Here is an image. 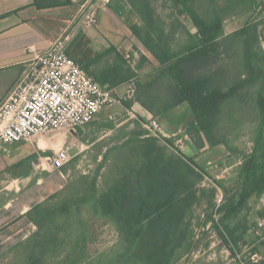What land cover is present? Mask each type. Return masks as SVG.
I'll use <instances>...</instances> for the list:
<instances>
[{
	"label": "trees",
	"instance_id": "trees-1",
	"mask_svg": "<svg viewBox=\"0 0 264 264\" xmlns=\"http://www.w3.org/2000/svg\"><path fill=\"white\" fill-rule=\"evenodd\" d=\"M130 2L146 22L150 19L155 23L160 21L154 14L149 0ZM175 3L182 4L190 14L199 35L184 30L189 42L185 46L180 44L177 49L176 44L171 42L174 36H169L159 26L150 25L145 28L134 26V33L163 66L161 72L151 82L143 83L140 80L135 82L134 97L153 114L188 103L195 116L196 123L192 125L194 128L192 132L198 146L203 147L206 142L212 146L223 144L231 154L233 146L227 139L228 136L220 133L218 121L229 101L241 96L242 91L254 82L264 79L261 77L260 66L264 65L260 23H250L224 37L222 22L218 15L214 13L213 16L207 15V18H204L196 12L197 9L191 5V0H175ZM222 37L225 38V43L231 40L240 43L243 65L249 72L244 79L224 82L226 79L219 78L217 70L213 73L204 71L212 68L214 53L217 51L216 42ZM73 44H77V38ZM111 52L115 53L122 64H114L99 73L91 71L89 66L84 67L94 74L100 83L109 84L110 88L138 77L127 58L116 48H109L106 54ZM104 55L98 56V59ZM259 91L260 94L254 99L257 123L254 125L256 131L252 141L253 150L251 154L241 157L239 168L241 181L238 187L231 191L232 194L224 188L226 202L220 208L225 214L222 221L224 228L232 237L236 233V228L231 226L230 219L248 210L252 197L264 195V88ZM124 146L127 153H132L133 160L131 162L129 159L124 160L123 173L120 172L121 176L116 185L100 191L96 178L92 183V193L85 191L86 194H80L81 185L78 187L70 181L66 189L50 197V200L62 203L48 207L44 220L55 218L58 208L65 211L67 203H70V208L72 202L89 201L90 204L87 206L89 218L104 215L111 220L120 232L122 244L137 251V254L131 255H139L141 264H175L190 247L192 234L189 218L193 215L195 207L204 198L212 201L216 189L212 187L210 191L213 194L207 196L209 191L205 186H201L204 176L197 173L181 157L167 154L156 138L129 139ZM83 179L79 180L80 184ZM81 207L83 205L79 208ZM32 218L35 219L33 215ZM72 221L69 220L65 224V232L73 234L77 231ZM85 223L89 225V220H85ZM85 232H88V228ZM88 240L89 237L84 236L76 243H84L83 246H86ZM131 255L127 257L121 254L113 258H104L103 253L95 256L89 255L86 251L81 260L85 264H127L132 259ZM124 258L126 260L123 262ZM248 264H264V258L261 261H250Z\"/></svg>",
	"mask_w": 264,
	"mask_h": 264
},
{
	"label": "rangeland",
	"instance_id": "rangeland-1",
	"mask_svg": "<svg viewBox=\"0 0 264 264\" xmlns=\"http://www.w3.org/2000/svg\"><path fill=\"white\" fill-rule=\"evenodd\" d=\"M153 4L160 9L163 17H159L160 21L157 23L151 19L155 23L152 26H159L169 36L173 35L174 40H171V42L176 44L175 47L177 49L180 44L185 46L189 42L187 33L184 30L174 32V25H172L173 21H175V18H173L175 16L173 13L175 12L172 11L174 0H153ZM191 5L204 18H207V15L213 16L207 5V0H191ZM258 22L260 26L264 25V13L260 16ZM167 24L173 28L171 31L167 32ZM92 27L94 26L89 28L78 26L71 30L70 49H72L71 54L73 57L83 66H89L88 68L97 70L98 73L101 72L102 68L114 64H122V61L112 54L100 57L99 63L95 62L98 58L96 56L97 52L102 49H98L97 43L93 40L92 34H90L92 29H94ZM175 28L179 29L178 26ZM193 33L197 36L199 35L196 27ZM75 38H77V44H73ZM216 48L214 64L211 66L212 70L207 69L204 71L213 73L217 70L220 74L218 75L220 76L219 78L226 79L224 82H229V80L235 82L248 76L249 72L243 65L242 47L238 41L231 40L225 43V38L222 37L216 42ZM262 51H264V48H262ZM149 57L152 60L154 59L152 56ZM146 58L147 56L145 57V55L142 56L138 53L128 58L133 63V66L128 63L134 69L133 71L137 73L136 68L138 66L141 67L140 62L145 61ZM151 59L150 62H146L142 70H138L139 75H142L143 78H156L161 72L160 69H156L154 60L152 61ZM101 66L102 68L100 69ZM260 66H262L261 77L263 79L264 65L261 64ZM136 81H138V78L122 82L117 89L115 88L118 101L113 107L101 112L104 116L103 120H96L99 123L98 125H100L99 128L94 130L96 134L91 139H79L72 146L71 152H69L67 163L72 166L71 182L78 187L81 185L80 194H86L85 191L92 193V183L96 178L97 188L100 191L116 185L115 183L121 173H123L124 160L129 159V162L133 160L132 153H127L128 151L124 145L133 135L135 137L132 139L152 137L143 122L148 121L155 115L147 113L136 101L134 97ZM263 88L264 79L254 82L242 91L241 96L239 95L235 100L229 101L223 108L218 122L221 127L220 133L226 137L228 136L227 139L233 146L234 150L231 154H228V148L221 144L217 148L207 147L202 150L197 162L194 159L192 161L189 160L193 165L186 161L197 173L204 176L201 186H205L206 190L209 191L207 196L213 194L210 191L212 187L216 189V193L212 195V201L204 198L195 207L193 215L189 218L191 223L190 233L192 234L190 247L175 264H248L250 261H261L264 258V195L262 197H252L248 210L242 212L236 218L230 219L231 226L236 228V233L233 237L225 230L222 222L225 214L220 211L221 206L226 202L224 188L232 194L231 191L238 187L241 181L239 174L240 159L244 155L251 154L253 150L254 144L252 141L256 131L254 125L257 123L255 122L257 113L255 111L256 100L254 99L256 95L260 94L259 90H263ZM177 110L181 114L180 119L184 123V127L191 125L195 116L189 105L184 103ZM158 118L161 121L162 116ZM62 134L54 131L45 135H38V137L52 136L51 139H54L55 143H59ZM126 136L131 137L128 138ZM101 137L102 139H98ZM59 145L55 147L56 150L60 148ZM160 145L163 147V144L160 143ZM120 148H123V150ZM164 148L167 154L172 155L173 152L167 150V147ZM101 152H103V156L102 159H99ZM82 178L84 179L82 184H80L79 180ZM69 204H66L67 208L65 211L59 208L56 209L54 220L59 225L73 220L72 225H75V230L80 231L79 234L73 235L71 240L72 248H76L72 249L75 250L76 261H78L79 252L80 255L82 254L84 243L76 246L74 242L77 237L82 239L84 236L89 237L86 245L89 255L96 256L103 253L104 258H113L121 254H125L127 257H130L131 254H137L134 248L122 244L120 232L111 220L105 218L104 215L102 217L89 218V208L87 207L90 204L89 201L72 202L70 208ZM82 205L83 207L79 208ZM77 212L80 213L76 215ZM85 220H89V225L85 223ZM88 226L90 227V232ZM87 228L88 232L86 233ZM254 256L258 260H254ZM125 260L126 258L123 259V262ZM141 262L139 255H134L127 264H141Z\"/></svg>",
	"mask_w": 264,
	"mask_h": 264
},
{
	"label": "crops",
	"instance_id": "crops-1",
	"mask_svg": "<svg viewBox=\"0 0 264 264\" xmlns=\"http://www.w3.org/2000/svg\"><path fill=\"white\" fill-rule=\"evenodd\" d=\"M86 1L0 0V103L16 81L28 70L34 55L30 47L46 49L65 32L71 33V30L77 27L76 19L82 4ZM149 4L152 9L154 8L156 16L163 17L160 9L154 6L153 0H149ZM207 5L211 14L215 13L220 17L224 37L250 23L258 22L264 13V0H207ZM172 11L175 12L173 13L175 21L172 23L175 32L186 30L194 34L196 25L183 5L176 4L174 0ZM98 13V23L92 27L94 28L92 31L89 29L98 49H102L96 56L102 54L116 56L114 52L106 54L108 49L113 47L127 59L138 53L147 56L145 61L140 62L141 67L136 68L137 73L144 68L146 62H150L149 56L154 58V61L151 60L157 70L163 69L159 60L133 31L134 26L145 28L155 23L150 18L146 22L130 0H106ZM168 25L167 32L173 29ZM177 26L178 30L175 28ZM259 29L264 48V25L259 26ZM95 62L100 61L97 58ZM128 62L133 66L131 60L128 59ZM106 68H102L101 71ZM139 74L137 78L143 83L155 79L143 78ZM119 85L113 89H117ZM180 105L154 115L162 116L161 123L166 133L173 134L180 129L187 133L189 139L184 141L181 153H176L167 146L163 147H167L166 149L173 152V155L182 157L192 164L190 161L194 159L197 162L202 150L207 147L217 148L221 144L212 146L206 142L203 147L198 146L192 132L194 129L192 125L196 121L194 119L191 125L184 127L180 119L181 114L176 111ZM141 107L147 113L153 114L142 105ZM103 116L100 113L95 120L79 127L76 132L58 131L63 133L59 143H55V140L51 139L52 136H34L0 147V264H85L81 258L84 257L87 247L83 246L82 254L79 252L76 261L75 250H72L76 248H72L71 244L73 235L79 234L80 231L73 234L65 232V224L55 223L54 217L52 220H44L48 207L62 203L50 200V197L66 189L72 178L70 163L62 168H56L51 156L59 144L60 148L73 143L74 146L79 139H91L96 134L94 130L100 127L96 120H103ZM133 137L135 136L133 135L131 139ZM102 156L103 152L100 153L99 159H102ZM78 239L80 238L77 237L74 242L76 246L81 244L76 243Z\"/></svg>",
	"mask_w": 264,
	"mask_h": 264
},
{
	"label": "built area",
	"instance_id": "built-area-1",
	"mask_svg": "<svg viewBox=\"0 0 264 264\" xmlns=\"http://www.w3.org/2000/svg\"><path fill=\"white\" fill-rule=\"evenodd\" d=\"M105 3L106 0L84 2L77 27L95 26ZM71 37L72 33L65 32L46 49L30 47L34 55L28 70L0 103V147L54 131L76 132L118 101L113 88L97 81L71 55ZM143 125L150 136L176 153L183 151L184 141L189 139L181 129L166 133L156 116ZM70 149L72 145L61 147L51 156L56 168L68 162ZM253 259L258 260L255 256Z\"/></svg>",
	"mask_w": 264,
	"mask_h": 264
}]
</instances>
